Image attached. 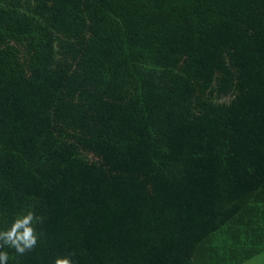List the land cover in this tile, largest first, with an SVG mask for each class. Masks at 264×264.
<instances>
[{
	"label": "trees",
	"instance_id": "trees-1",
	"mask_svg": "<svg viewBox=\"0 0 264 264\" xmlns=\"http://www.w3.org/2000/svg\"><path fill=\"white\" fill-rule=\"evenodd\" d=\"M8 264L264 253V0H0Z\"/></svg>",
	"mask_w": 264,
	"mask_h": 264
},
{
	"label": "clouds",
	"instance_id": "clouds-1",
	"mask_svg": "<svg viewBox=\"0 0 264 264\" xmlns=\"http://www.w3.org/2000/svg\"><path fill=\"white\" fill-rule=\"evenodd\" d=\"M39 222L40 218H37L31 210L26 211L25 214L18 215L7 230L0 231V249L11 247L19 255L32 251L38 242V235L34 225ZM8 259V253L0 251V264H8ZM54 264H73V261L71 255H69L57 257Z\"/></svg>",
	"mask_w": 264,
	"mask_h": 264
},
{
	"label": "crops",
	"instance_id": "crops-1",
	"mask_svg": "<svg viewBox=\"0 0 264 264\" xmlns=\"http://www.w3.org/2000/svg\"><path fill=\"white\" fill-rule=\"evenodd\" d=\"M258 256H260V255H258ZM256 257H257V256H256ZM256 257H254V258H256ZM254 258H253V259H254ZM253 259H251V260H253ZM251 260H250V261H251ZM250 261H249V262H250ZM249 262L246 263V264H264V253L261 254V260H259L258 258H256V259L253 261V263H249Z\"/></svg>",
	"mask_w": 264,
	"mask_h": 264
},
{
	"label": "rangeland",
	"instance_id": "rangeland-1",
	"mask_svg": "<svg viewBox=\"0 0 264 264\" xmlns=\"http://www.w3.org/2000/svg\"><path fill=\"white\" fill-rule=\"evenodd\" d=\"M256 258H258L259 260H261V255H260V256H257ZM256 258H254L253 260H251L249 263H253V261H254Z\"/></svg>",
	"mask_w": 264,
	"mask_h": 264
}]
</instances>
